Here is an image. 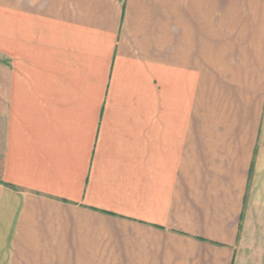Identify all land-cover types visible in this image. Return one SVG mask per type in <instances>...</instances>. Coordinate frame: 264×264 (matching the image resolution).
Masks as SVG:
<instances>
[{
	"label": "crops",
	"instance_id": "obj_1",
	"mask_svg": "<svg viewBox=\"0 0 264 264\" xmlns=\"http://www.w3.org/2000/svg\"><path fill=\"white\" fill-rule=\"evenodd\" d=\"M0 264H264V0H0Z\"/></svg>",
	"mask_w": 264,
	"mask_h": 264
}]
</instances>
